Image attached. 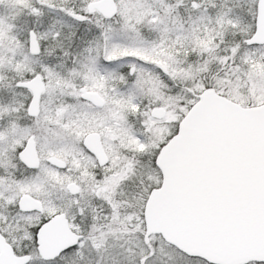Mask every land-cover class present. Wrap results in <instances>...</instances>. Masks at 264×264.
<instances>
[{
  "label": "snow or ice",
  "instance_id": "6c2138e0",
  "mask_svg": "<svg viewBox=\"0 0 264 264\" xmlns=\"http://www.w3.org/2000/svg\"><path fill=\"white\" fill-rule=\"evenodd\" d=\"M0 264H264V0H0Z\"/></svg>",
  "mask_w": 264,
  "mask_h": 264
}]
</instances>
